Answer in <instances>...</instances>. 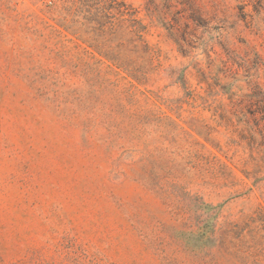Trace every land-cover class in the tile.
<instances>
[{"label": "rangeland", "instance_id": "374dc122", "mask_svg": "<svg viewBox=\"0 0 264 264\" xmlns=\"http://www.w3.org/2000/svg\"><path fill=\"white\" fill-rule=\"evenodd\" d=\"M101 1L0 0V264H264V0Z\"/></svg>", "mask_w": 264, "mask_h": 264}, {"label": "trees", "instance_id": "16d2710c", "mask_svg": "<svg viewBox=\"0 0 264 264\" xmlns=\"http://www.w3.org/2000/svg\"><path fill=\"white\" fill-rule=\"evenodd\" d=\"M80 1H82L83 2L82 4L84 6H86L88 9L92 8L91 4H93L92 3L93 0H80ZM95 4H97V3H95ZM99 4H100V7L98 9V13L99 12L101 13V18L99 19V21H101V22H98V24L103 27L104 24L102 23V21L105 20V18H106V16L103 14L104 12L106 14V11H105L106 8L104 7V4L106 6V2L103 0ZM129 20H128V22H129ZM130 21H131L132 25L128 26L129 34L138 36L141 32V28L139 26V23H137L135 20H132V19ZM135 22H136L137 26L134 25ZM136 36H134V37H136ZM144 42L145 41L143 39H141V43H144Z\"/></svg>", "mask_w": 264, "mask_h": 264}]
</instances>
